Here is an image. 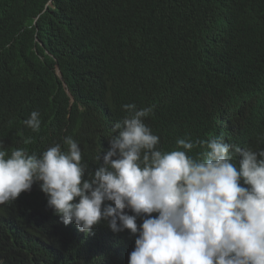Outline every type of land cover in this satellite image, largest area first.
I'll list each match as a JSON object with an SVG mask.
<instances>
[{"label": "trees", "instance_id": "obj_1", "mask_svg": "<svg viewBox=\"0 0 264 264\" xmlns=\"http://www.w3.org/2000/svg\"><path fill=\"white\" fill-rule=\"evenodd\" d=\"M263 33L264 0H0V136H12L16 121L36 110L41 127H26L32 143L24 148L59 143L64 150L71 136L91 173L100 163L96 154L109 147L117 77L159 78L182 56L190 62L200 52L209 70L220 69L234 55L249 59ZM252 81L228 83L244 100H214L225 114L203 140L221 135L264 149V73ZM189 124L192 138L199 130ZM170 136L162 131L156 147L173 150ZM185 151L197 158L204 149ZM35 190L45 196L39 183ZM34 191L0 206V264H128L136 238L128 230L114 233L102 221L85 234L41 210Z\"/></svg>", "mask_w": 264, "mask_h": 264}, {"label": "clouds", "instance_id": "obj_2", "mask_svg": "<svg viewBox=\"0 0 264 264\" xmlns=\"http://www.w3.org/2000/svg\"><path fill=\"white\" fill-rule=\"evenodd\" d=\"M250 50L249 59L234 55L232 64L212 71L200 52L190 62L182 56L159 78L117 77L109 147L96 154L100 163L91 173L71 136L64 137V150L59 143L32 153L24 148L32 143L26 127H41L33 110L16 121L12 136H0V206L39 183L40 209L63 224L92 234L103 221L114 233L134 235L128 264H264V149L242 148L221 135L203 140L225 114L214 100H244L228 83L253 86V76L264 73V33ZM190 121L199 130L192 138ZM162 131L173 150L156 147ZM196 146L204 149L197 158L186 155Z\"/></svg>", "mask_w": 264, "mask_h": 264}]
</instances>
